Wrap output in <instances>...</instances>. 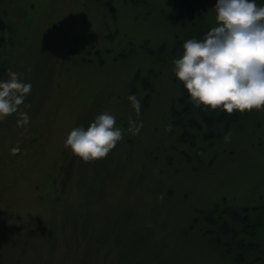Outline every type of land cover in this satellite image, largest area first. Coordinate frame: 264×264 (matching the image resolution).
Listing matches in <instances>:
<instances>
[{"label":"rangeland","instance_id":"rangeland-1","mask_svg":"<svg viewBox=\"0 0 264 264\" xmlns=\"http://www.w3.org/2000/svg\"><path fill=\"white\" fill-rule=\"evenodd\" d=\"M132 1L0 0V79L11 69L32 85L0 119V264L249 263L228 250L219 221L229 203L264 204V108L253 146L227 139L196 173L173 152L183 167L169 168L165 147L177 137L162 135L182 83L161 61L182 55L189 27L172 26L174 0ZM207 2L213 27L216 0ZM152 68L162 72L155 80ZM105 111L124 130L122 144L97 159L73 154L68 133Z\"/></svg>","mask_w":264,"mask_h":264},{"label":"clouds","instance_id":"clouds-1","mask_svg":"<svg viewBox=\"0 0 264 264\" xmlns=\"http://www.w3.org/2000/svg\"><path fill=\"white\" fill-rule=\"evenodd\" d=\"M216 26L203 39L183 42V53L173 60L175 77L197 106L234 110L264 108V5L257 0H216ZM0 79V119L18 110L32 85L9 69ZM128 99L136 112L141 101ZM143 122H131L128 131L139 132ZM114 114L105 111L87 126L71 129L64 143L84 160L106 156L122 139L123 129ZM17 151L19 149H16Z\"/></svg>","mask_w":264,"mask_h":264},{"label":"trees","instance_id":"trees-1","mask_svg":"<svg viewBox=\"0 0 264 264\" xmlns=\"http://www.w3.org/2000/svg\"><path fill=\"white\" fill-rule=\"evenodd\" d=\"M132 3L137 6L138 1L133 0ZM142 4L148 7L147 2H142ZM170 5L172 10L180 8L177 10L178 12L180 11L178 14L171 12L170 15H168L172 26L176 27L180 25L186 30L189 27L185 39H203L204 34L211 28L208 24L209 2H207V0H174ZM175 42L177 46L180 45L179 47H181L178 38ZM133 51L134 50H130V52ZM171 56L173 57L171 58L172 62L161 61L162 67H174L173 60L174 58H177L175 57L177 56V53H173ZM151 71L157 72V74L151 73V79L155 80L157 76L162 75L160 68H152L150 72ZM159 72L160 74H158ZM135 75H137V73ZM138 77L139 76L137 75L136 79H138ZM145 84L148 85L144 86L145 89L150 86L152 89L154 88V85L148 81H146ZM180 91L181 95L178 103L170 109V116H172L171 124L173 127L170 129L169 125L166 124V133L162 135L163 137L161 136L162 139L165 140V135L168 137V133L172 130L173 132L170 133L172 139L177 137V143L173 146V150L170 151L168 146L165 147L164 154L166 155V158L164 162L166 165L168 164L169 168L173 169V167L178 168L179 166H182L174 160L175 157L173 158L171 153L175 152L176 156H181L188 166L193 162H196L194 163L198 165L196 167H193V165L190 167L185 166L190 172L196 173L204 163L212 164L215 159V152L224 148V143L227 139H229V143L231 144L229 146L231 147H236L238 144L241 145V148L246 145L249 147L251 144L248 140L249 136L256 134L263 126L256 108L244 110L243 112L234 110L233 112L228 113L227 110H221L219 108L212 109L203 105L197 106L189 98V94L182 84ZM244 138L246 141L241 142ZM131 141L133 142V140H130L129 142ZM261 141L262 140L260 139L259 142ZM129 142H126V145H129ZM156 143L157 149H160L163 146L161 145V139ZM117 144L121 145L122 143L117 142ZM251 146H253V144H251ZM210 153L213 154L214 159L210 162H205V156ZM155 158H157V156ZM171 158L174 160V163L171 161ZM195 169L197 170L194 171ZM156 175H158V179L156 180L157 188L160 191H164L162 184H159L161 183L162 176L159 174ZM210 216L211 215L207 217V220ZM220 219L219 222L222 224V233L225 237L229 238L228 250H230L231 253L237 254L238 256H236V258L238 257L239 260L241 257L243 258V261L249 259L248 264H264V249H256L253 246L258 242L262 243L264 248V238L261 240L258 239L264 229V204H261L260 206L255 204L251 206H238L234 202L231 204L229 203V213H223V216H221ZM208 222L210 225L215 224L209 220ZM245 254L252 256L245 259Z\"/></svg>","mask_w":264,"mask_h":264},{"label":"flooded vegetation","instance_id":"flooded-vegetation-1","mask_svg":"<svg viewBox=\"0 0 264 264\" xmlns=\"http://www.w3.org/2000/svg\"><path fill=\"white\" fill-rule=\"evenodd\" d=\"M33 141H36V139H33Z\"/></svg>","mask_w":264,"mask_h":264},{"label":"bare ground","instance_id":"bare-ground-1","mask_svg":"<svg viewBox=\"0 0 264 264\" xmlns=\"http://www.w3.org/2000/svg\"><path fill=\"white\" fill-rule=\"evenodd\" d=\"M242 130H243V128H242ZM242 130H241V131H242ZM255 244H256V243H255ZM260 244H261V243H260Z\"/></svg>","mask_w":264,"mask_h":264}]
</instances>
